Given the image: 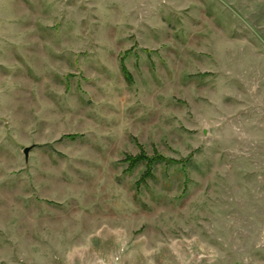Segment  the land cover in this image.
I'll return each mask as SVG.
<instances>
[{"label":"rangeland","instance_id":"374dc122","mask_svg":"<svg viewBox=\"0 0 264 264\" xmlns=\"http://www.w3.org/2000/svg\"><path fill=\"white\" fill-rule=\"evenodd\" d=\"M0 264H264V0H0Z\"/></svg>","mask_w":264,"mask_h":264},{"label":"water","instance_id":"95a60500","mask_svg":"<svg viewBox=\"0 0 264 264\" xmlns=\"http://www.w3.org/2000/svg\"><path fill=\"white\" fill-rule=\"evenodd\" d=\"M32 147L33 146H27V147H25L24 148V154H25V157H26V159L28 158V156H29V152H30V150L32 149Z\"/></svg>","mask_w":264,"mask_h":264}]
</instances>
